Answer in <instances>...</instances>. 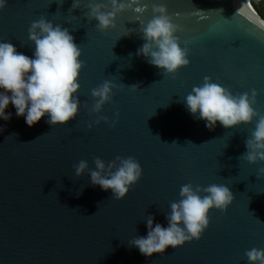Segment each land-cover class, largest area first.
Returning <instances> with one entry per match:
<instances>
[{
    "label": "water",
    "instance_id": "water-1",
    "mask_svg": "<svg viewBox=\"0 0 264 264\" xmlns=\"http://www.w3.org/2000/svg\"><path fill=\"white\" fill-rule=\"evenodd\" d=\"M87 3L74 9L73 0H7L0 11V42L34 58L28 30L43 16L69 30L85 62L76 118L51 126L46 114L29 127L9 104L11 120L0 119V264H249L245 251L264 249V177H257L264 161L238 157L258 118L230 129L217 122L209 130L184 98L207 76L233 95L255 89L253 107L264 115V31L236 12L241 7L264 19L251 0H136L133 8L146 5L142 13L126 11L116 27L100 31L87 18ZM153 5L167 8L180 46L190 49V63L175 79L136 55ZM105 80L125 86L93 113L91 90ZM134 84L138 90L127 87ZM101 116L112 123H94ZM117 156H132L142 168L122 200L92 185L87 171L75 175L81 160L95 170V157L107 164ZM188 183L226 185L234 201L226 212L209 210L199 240L151 257L131 247L134 237L147 236L148 215L154 226L168 227L170 205Z\"/></svg>",
    "mask_w": 264,
    "mask_h": 264
},
{
    "label": "clouds",
    "instance_id": "clouds-1",
    "mask_svg": "<svg viewBox=\"0 0 264 264\" xmlns=\"http://www.w3.org/2000/svg\"><path fill=\"white\" fill-rule=\"evenodd\" d=\"M135 2L136 0H108V3H101L88 0L87 18L98 21V30L106 31L116 27L118 15L129 10L142 13L146 9V5L133 8ZM59 3H63V0H59ZM6 6L7 0H0V11ZM72 7L81 8V0H73ZM152 12V19L142 28L145 43L137 50L136 55L143 56L150 65L162 69L163 74L175 79L178 70L189 65L190 49L187 45L184 48L180 46L176 35L179 26L172 22L165 6L153 5ZM236 15L245 17L264 31V20L258 16L249 15L241 7L237 9ZM28 34L29 40L35 45L34 58L17 52L10 42H0V119L11 120V113H6L11 104L16 109V116L24 117L29 127L38 123L46 114L49 125H65L76 118L80 108L79 97L75 94L80 88L78 79L85 66V62L80 59L82 51L68 29L60 25L54 26L43 16L31 23ZM124 86L122 83L117 85L105 80L92 89L94 103L91 112L100 113L103 106L111 102L113 89L122 90ZM127 87L135 91L140 86L134 84ZM257 95L255 89L251 91V95L247 92L233 95L229 89L212 82L211 77L206 76L200 86L192 88L184 102L193 116L206 122L209 130H213L217 122L230 129L240 124H249L254 118H258L251 138L245 140L247 151L238 157L256 164L264 161V115L253 107L257 103ZM84 107L87 108L86 103ZM101 120L112 123L106 116L99 117L94 123L99 124ZM88 128H92L91 123ZM2 131L3 128H0V132ZM187 143L193 144L190 141ZM94 165L95 170H91L87 161H79L74 166L76 177H81L87 171L91 184L100 186L105 191L111 189L112 198L116 200L124 199L142 176L141 165L132 156H117L107 164L95 157ZM257 177H264V167L259 168ZM179 195L181 199L171 203L170 213L166 216L168 227L159 223L154 226V217L148 215L147 236L134 237L129 242L131 247L139 249L142 255L151 257L153 254H163L169 246L176 248L185 242L199 240L209 226V210L215 208L226 212L234 201L233 193L223 184L201 187L188 183L181 186ZM245 256L249 264H264V249L246 250Z\"/></svg>",
    "mask_w": 264,
    "mask_h": 264
},
{
    "label": "trees",
    "instance_id": "trees-1",
    "mask_svg": "<svg viewBox=\"0 0 264 264\" xmlns=\"http://www.w3.org/2000/svg\"><path fill=\"white\" fill-rule=\"evenodd\" d=\"M257 13L264 19V0H251Z\"/></svg>",
    "mask_w": 264,
    "mask_h": 264
}]
</instances>
